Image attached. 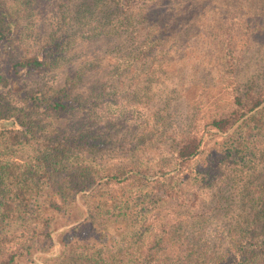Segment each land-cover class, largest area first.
Instances as JSON below:
<instances>
[{"label": "trees", "instance_id": "trees-1", "mask_svg": "<svg viewBox=\"0 0 264 264\" xmlns=\"http://www.w3.org/2000/svg\"><path fill=\"white\" fill-rule=\"evenodd\" d=\"M75 1L77 7L67 6L70 9L63 11L59 27L36 54L23 57L12 52L10 46L15 37L22 47L30 44V34L36 26L37 0H0V44H4L8 67L0 74V86L7 84L15 97L29 103L30 108H39L49 118L82 119L78 132L59 134L35 122L23 109L3 111L0 93V236L12 231H19L21 236L36 234V240H26L22 246L0 255V264H22L21 260L35 252L45 254L51 244L50 234L55 231L50 229V221L64 217H68L62 225L66 228L57 232L62 240L60 255L44 264H157L158 251L170 239L176 223L170 218L165 224H153L156 214L161 209L178 213L181 192L188 193L196 185L209 188L227 178L231 187H237L235 195L245 216L229 229L240 237L231 240L215 264H264V80L258 90L241 93L237 88L241 58L249 49L242 47V39L232 37V33L239 32L237 25L240 31L246 28L227 8V0L225 20L215 23L209 36L218 42L221 63L216 67L224 71L221 77L230 80L229 86L233 85L232 108L202 123L195 118L186 132L176 134L174 155L169 162L150 166L137 162L121 173L99 171L97 177L94 169L98 165V144L85 124L93 128L134 122L142 116V102L130 105L135 100L129 91L128 95L114 94L112 98L75 100L68 94L46 97L39 91H28L19 80L27 73L51 69L77 40L135 34L145 23V8L152 3L165 7L192 0ZM148 41L147 37L142 44L145 53L150 49ZM141 55L140 52L138 57ZM166 56L172 54L168 52ZM171 61L175 63L177 59ZM168 64L155 59L141 77L146 82L161 71L164 74ZM80 76L73 77L72 84ZM143 88L146 90L144 84L140 85L139 89ZM109 140L107 136L105 142ZM49 190L58 196V204L47 197ZM231 195L219 190L212 194L211 203L215 207L228 206L233 201ZM31 223L40 228H32ZM111 224L120 229L117 234L107 233ZM87 236L97 240L99 246L88 253L83 246L71 249L76 240Z\"/></svg>", "mask_w": 264, "mask_h": 264}, {"label": "rangeland", "instance_id": "rangeland-1", "mask_svg": "<svg viewBox=\"0 0 264 264\" xmlns=\"http://www.w3.org/2000/svg\"><path fill=\"white\" fill-rule=\"evenodd\" d=\"M225 2L192 0L170 3L165 7L152 3L143 12L146 16L145 23L141 25L143 29L139 28L135 34L128 31V34L77 40L60 55L61 59L54 62L51 69L27 73L19 83L28 91H39L46 97L68 94V98L75 100L92 96L112 98L114 94L128 95L129 91L135 100L130 105L142 102V116H138L134 122L120 121L93 128L85 124L91 130L89 136L98 144L95 155L98 165L94 169V176L97 177L99 171L105 174L121 173L137 162L149 166L169 162L174 155L176 134L186 132L195 118L202 123L232 108L233 85L229 86L230 80L221 77L224 71L216 67L221 63L217 53L218 42L209 36L210 28L225 20ZM75 4V0H37L34 9L36 26L30 34V44L22 47L15 37L10 46L12 52L23 57L36 54L49 34L59 27L63 11L70 9L67 6L72 5L73 8ZM226 5L246 28L240 31L237 25L235 28L239 32L232 33V37L242 39V47L249 49L241 58L237 88L241 93L248 89L258 90L263 87L264 80V0H227ZM226 33L229 34L228 31ZM147 37L150 49L145 53L142 44ZM3 47L4 44H0V74L8 69ZM170 48L172 50L168 51ZM140 52L142 55L139 58ZM168 52L172 57L166 56ZM159 58L169 63L168 69L145 82L141 76L146 74L149 64ZM174 58L177 61L172 63ZM82 70L85 72L80 73ZM77 74L81 76L72 84L71 79ZM8 77L11 78L10 75ZM142 84L146 90L139 89ZM138 91H141V96ZM0 93L3 111L6 108L23 109L35 122L47 126L48 130L71 135L82 126V119L77 116L49 118L39 108H30L29 103L11 93L7 84L0 86ZM107 136L110 140L105 142ZM219 190L233 194L232 203L215 207L211 203L212 194ZM236 192L237 187H231L228 178L209 188L196 185L186 195L180 193L178 200L181 209L178 213L173 214L174 209H161L151 222L165 224L167 219L173 218L176 225L171 230L170 239L158 251L157 264H215L223 257L232 244L231 240L240 237L229 229L235 222L244 220L245 216ZM47 197L59 203L58 196L52 190H49ZM67 219H52L50 229L55 231L50 234L51 244L47 246V251L45 254L35 252L26 260H21L22 264L33 261V264H44L47 260L50 263L60 255L62 240L57 232L66 228L62 225ZM31 224L36 230L40 228L39 224ZM107 227L109 235L117 234L116 231L120 230L112 224ZM26 240H36V234L21 236L19 231L4 233L0 236V255L22 246ZM75 246H83L88 253L99 246V242L87 236L76 240L71 249ZM80 263L83 262L77 264Z\"/></svg>", "mask_w": 264, "mask_h": 264}]
</instances>
